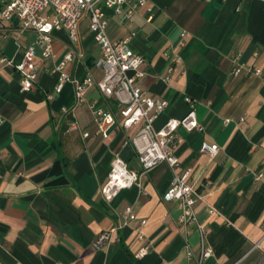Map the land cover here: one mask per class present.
<instances>
[{"label":"crops","instance_id":"crops-1","mask_svg":"<svg viewBox=\"0 0 264 264\" xmlns=\"http://www.w3.org/2000/svg\"><path fill=\"white\" fill-rule=\"evenodd\" d=\"M106 15L112 40L137 34L131 46L146 59L143 90L169 102L155 127L194 108L201 129L177 131L176 171L163 163L143 176L142 189H125L106 202L102 187L116 156L141 170L130 143L139 128L124 130L117 102L96 87L82 104L72 83L55 93L58 75L50 72L73 51L75 61L66 67L72 78L103 77L89 16L78 23L76 43L66 31L54 34V58L43 59L37 50L40 68L28 92L21 89L20 73L1 60L21 63L37 33L22 30L18 18L0 19V264H197L199 233L179 223V202L164 199L175 174L187 169L201 196L197 215L214 253L204 264H264V175L258 178L264 174V2L148 0L131 22L111 10ZM183 32L182 63L168 83L165 53L179 45ZM237 54L238 64L262 74L232 76ZM94 107L117 116L108 139L98 131ZM75 122L78 128L69 131ZM204 143L219 146L215 158L202 153ZM128 208L137 219L96 248ZM145 242L149 254L136 260Z\"/></svg>","mask_w":264,"mask_h":264},{"label":"built area","instance_id":"built-area-1","mask_svg":"<svg viewBox=\"0 0 264 264\" xmlns=\"http://www.w3.org/2000/svg\"><path fill=\"white\" fill-rule=\"evenodd\" d=\"M264 2V0H261ZM148 0H0V19L10 21L18 18L22 30H31L37 33L35 42L28 47L21 63L2 59L1 63L16 69L21 75V89L23 92L31 91L34 88L40 68L37 60V50H41L43 59L55 57L54 34L58 31L68 32L73 43L78 40V23L84 14H88L95 41L100 47V57L96 66L103 70V77L96 80L92 76L83 81L72 78L66 72L69 63L75 61L76 54L68 52L63 60L50 70L58 75V84L55 93L59 94L66 83H72L75 87L77 104L86 102L88 91L96 87L109 99H114L120 108L122 117L121 127L124 130L139 128L137 134L130 143L138 154L141 166L140 172L130 169L129 164L120 156H116L108 175V180L102 187V196L108 203L112 202L121 191L136 187L143 188V176L159 165L166 163L172 170L176 171L180 166V158L177 156V131L183 128L189 132L200 130L201 125L194 108L181 119H169L163 127L157 129L155 123L169 107L166 100L154 99L142 88L141 81L146 77L144 65L146 59L143 55L135 52L131 46L136 33L132 32L126 39L114 41L108 33V19L106 10L113 13L126 22H131L137 13L144 8ZM148 21L153 19V9H148ZM187 33L183 32L181 41L177 47L166 52L170 60L169 75L164 79L171 81V73L182 63V56L179 52L185 46ZM240 54L235 56L236 66L231 75L237 77L244 71L248 74L260 76L261 69H251L238 64ZM51 100L53 95H49ZM67 111V110H65ZM98 131L103 138L108 139L110 131L117 124V116L103 108H93ZM78 128L75 122L69 131ZM90 134L84 133L88 138ZM202 153L210 158H215L219 153L218 145L204 143ZM192 170L187 169L182 174H175L169 189L164 194L166 201L180 203L181 215L179 223L187 228L193 227L200 235V256L197 264H204L213 257V249L207 244L206 232L203 224L199 221L196 206L201 196L189 183ZM263 173L258 178L263 177ZM210 215H218V211L211 207L207 208ZM137 215L128 208L120 216L119 223L110 232L104 233L94 243L96 248L111 241L112 234L124 229L130 222L135 221ZM145 226L147 221H142ZM139 239L145 241V235L139 232ZM150 251V244L146 243L135 255L136 260L144 259ZM188 258L191 261L193 251L188 249Z\"/></svg>","mask_w":264,"mask_h":264},{"label":"rangeland","instance_id":"rangeland-1","mask_svg":"<svg viewBox=\"0 0 264 264\" xmlns=\"http://www.w3.org/2000/svg\"><path fill=\"white\" fill-rule=\"evenodd\" d=\"M84 16H88V14L85 13ZM84 16H83V17H84Z\"/></svg>","mask_w":264,"mask_h":264}]
</instances>
